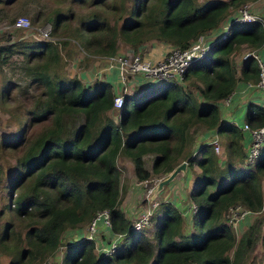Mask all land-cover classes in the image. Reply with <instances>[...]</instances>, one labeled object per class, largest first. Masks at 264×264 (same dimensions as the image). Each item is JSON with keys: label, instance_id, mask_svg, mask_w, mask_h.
<instances>
[{"label": "trees", "instance_id": "1", "mask_svg": "<svg viewBox=\"0 0 264 264\" xmlns=\"http://www.w3.org/2000/svg\"><path fill=\"white\" fill-rule=\"evenodd\" d=\"M124 1H110L116 7L114 21L93 11L80 18L70 34L91 41L98 53L106 55L116 52L119 38L133 48L145 38L182 48L200 33L216 28L233 7L246 0H133L123 16ZM70 16L61 10L54 13L55 33L67 29L64 21ZM68 41L59 37L0 43L2 60L13 52L39 58L24 69L29 82L42 89L29 97L27 109L33 123H39L36 131L26 138L18 134L0 141L22 147L15 157L16 172L6 187L9 192L14 189L11 199L2 206L3 212L8 207L20 218V228L8 220L0 229V250L11 255L7 264H39L58 246L66 226L80 225L104 207L109 210L111 230L123 233L116 250L97 254L93 238H79L70 242L63 264H239L253 241L252 225L236 238L225 213L236 202L261 210L264 145L253 167L237 164L246 153L244 130L220 111L219 100L239 80L258 78L256 59L249 56L238 62L234 54L241 46L261 47L262 24L233 21L227 34L190 64L183 81L154 82L125 94L118 121L111 114L114 92L108 80L85 83L77 74L60 75L51 66L59 46ZM68 113L82 116L69 132ZM244 118L251 126L262 124L264 105L249 101ZM192 124L225 137V167L219 168L210 143L203 142L193 153L184 150ZM152 152L155 172H169L179 156L187 159V165L196 162L200 166L190 192L197 205L191 216L192 233L184 231L179 208L170 201L160 202L153 240L142 229L129 226L130 219L120 207L122 184L116 158L120 153L131 158L135 175L141 179L150 174L144 156Z\"/></svg>", "mask_w": 264, "mask_h": 264}, {"label": "rangeland", "instance_id": "2", "mask_svg": "<svg viewBox=\"0 0 264 264\" xmlns=\"http://www.w3.org/2000/svg\"><path fill=\"white\" fill-rule=\"evenodd\" d=\"M110 1L111 0H102L98 2H94L93 0H0V43H8L13 40L17 41L18 39L67 38L69 41L66 42L64 46H59L60 52L51 63V66L56 67L60 75H75L80 70H87L94 66L97 67L101 63L102 58H105L104 56H106V54L98 53V47L91 41L88 43L84 38L72 36L70 34V29L79 23L80 18L88 16L93 11L100 17L107 18L111 22L114 21L112 13L115 11L116 7L112 5ZM117 1L119 2V0ZM132 1L133 0L124 1L123 4L125 10H123V16L127 15V9L131 7ZM246 1L259 13H264V0ZM238 6L233 7L231 12H233ZM57 10L72 15L69 18H65L64 22L67 29L59 34L54 32L52 24L53 15ZM20 15H23L28 19L29 25L27 27H16L13 24L15 19ZM222 25L223 23H221V26ZM47 29L48 36L44 34V31ZM150 41H155V39L145 38L137 48H133L128 42L119 38L117 42L118 50H116V53L133 51L144 54L145 47L147 44H150ZM246 49L247 46H241L240 50L235 52V59L238 62L242 58V54ZM38 60L39 58H26L20 52H13L6 60H2L0 57V141L3 139L5 140V138L14 139L18 134H21L22 138H26L27 135L33 132L34 128L36 131L39 127V123H33L27 109L31 104L29 102V97L38 95L42 89L36 86V82H29L30 77L25 73L26 69H24L28 62L37 63ZM92 70H94V68ZM95 78L99 77L95 76ZM188 81L189 80H185L184 83ZM197 97L202 98L198 92ZM258 100H264L263 94ZM222 107L225 108L223 104L220 103V111L226 113L227 119H234L237 124L240 123V126L243 124V117L246 110L244 105L235 106L232 109V112L231 108H225V110L222 109ZM116 111L117 110L114 109L112 115L115 120L118 121V113ZM81 120V115L74 113L66 114V131H72L70 129H73ZM207 128L208 127L200 124H192L188 129L190 141L184 150L186 151L189 149L192 151L191 153H193L198 145L202 144V142L209 141V134L214 130L212 128ZM219 140L222 145V150L220 153H215L218 166L222 169L226 164V152L223 146L225 137L219 134ZM21 148V146L13 147L11 143L7 141L0 142V229H2L4 223L8 220H11L10 223L15 224V229L20 228V224H17L20 218L8 207H5L6 212H3L2 206L7 204L6 201H10L14 190L12 189L11 192H9L6 187L9 182V177L16 172L14 166L15 157L18 153L17 150ZM152 156H154L153 152L145 154L144 156L145 165L150 173L144 181L148 186L149 184L153 185V189L155 190L159 181L170 171L164 173L163 171L155 172L152 170ZM181 158V156L177 158L178 163L182 160L187 161L186 158ZM116 163L120 171V180L122 184L121 205L123 207L122 210H125L124 208L127 207L128 200L133 201V198L136 196L137 199L141 197L143 200L147 185H138L139 178L135 175L131 158L120 153L116 158ZM194 165L197 164L187 165L186 163L184 170L177 172L172 179L164 184L165 186L163 185L161 188L157 189L156 192L154 191V195L157 199L160 201L173 202L179 208L182 215L183 229L188 233L193 232L192 220L190 218L186 219L193 213L191 209V203L193 200L190 199V192L195 186L196 174L200 169V166L198 165L196 166V170ZM135 185H137L136 187H138V189H136ZM261 185L264 196V176L261 178ZM167 188H170L169 190L171 191H176L175 194H170L171 191L168 190L169 195L163 197L162 194ZM179 192H181V195ZM137 202L140 203L139 200ZM10 206H12V204H10ZM146 206L147 204L141 206V208ZM248 215L243 217L237 224L231 223L236 238L240 237L242 232L252 225L251 231L253 241L248 245L247 250L242 253V258L239 264H264V204L260 211L252 212ZM160 216L161 210L160 208H157L152 217L153 221ZM88 221L82 222L77 226H66L63 230L61 241L58 246L51 253H48L39 264H63V256L68 249L70 242L81 238V233L86 234ZM93 239L95 241V236ZM109 239L110 237L102 234V242ZM94 251L95 253L100 254L95 243ZM10 260V253L0 250V264H7Z\"/></svg>", "mask_w": 264, "mask_h": 264}, {"label": "built area", "instance_id": "3", "mask_svg": "<svg viewBox=\"0 0 264 264\" xmlns=\"http://www.w3.org/2000/svg\"><path fill=\"white\" fill-rule=\"evenodd\" d=\"M259 21L264 30V13L258 12L252 7L250 3H241L233 12L229 13L221 23V30L217 35L213 33V29L204 33H200L192 42L185 46L179 47L176 45H171L160 58L150 59L145 54L140 52H121L106 55L105 63L108 65L117 64L119 71V79L123 85V89H126L128 83L132 80L133 76L140 74L147 78L146 83L163 82L167 80L174 79L176 81H183L184 73L190 64L204 56L210 49L211 45L216 39L224 37L230 24L233 21ZM13 24L16 27H27L29 25L28 19L20 15L18 16ZM221 25V24H220ZM44 34L48 36V29L44 31ZM264 46V43L261 45ZM259 48H249L243 52L242 58L252 56L256 59L258 65V78L256 80L246 79L243 80V86L241 89H232V91L219 100L225 108H229L232 103V96L236 91L245 93L251 88L258 89L264 96V57L259 53ZM261 94V95H262ZM124 103V93L117 92L113 95V108L119 111L122 110ZM264 105V100L261 102ZM260 103V104H261ZM223 108V107H222ZM230 109V108H229ZM233 121V120H232ZM240 126V125H239ZM246 133H248V141L246 147V153L243 161L239 164L247 167H253L255 165L256 159L258 158L260 151L264 145V122L260 125L251 126L246 121L240 126ZM209 143L212 145L216 153H220L222 150V145L219 140V134L214 131L209 139ZM146 177L138 179L139 184L147 185L144 181ZM147 204L140 212L135 216L129 218L131 228L142 229L145 234H152V222L155 210L160 206V200L154 195L153 185H147L146 191L143 198ZM192 211L197 208L196 203L193 201L191 203ZM256 212L255 210H250L239 202L232 203L228 206L226 211L227 220L232 224H237L246 215ZM102 223L110 228L109 210L108 208H100L87 222V232L81 238L89 237L93 238L96 234L98 223ZM155 222V219H154ZM111 229V228H110ZM148 229V230H146ZM113 236L109 240L100 245L97 249L100 254H112L118 247L120 241H122V232H113Z\"/></svg>", "mask_w": 264, "mask_h": 264}, {"label": "crops", "instance_id": "4", "mask_svg": "<svg viewBox=\"0 0 264 264\" xmlns=\"http://www.w3.org/2000/svg\"><path fill=\"white\" fill-rule=\"evenodd\" d=\"M220 24L216 28L213 29V33L214 32L216 33L215 35H217L219 33V31L221 30V25ZM171 45H172L171 43H169L167 41H163V40L150 41V44H147L146 47H145L144 54L146 56H148L150 59L154 60V59L160 58L162 55H164L165 51ZM258 51L264 57V46L259 47ZM104 57L105 58H102L101 63L97 67L94 66V67H90V69H87V70L84 69V70H80L79 72H77V75L81 78L82 81H84L85 83H88V82H91L95 78V76H97L99 78H103V79L108 80L112 84L113 92H115V93H117V92H123L124 94L135 93V92L141 90V88L144 87V86H146L147 84L152 83V82L146 83L147 78L145 76H142L140 74H137V75L133 76L132 80L128 83V85H127L128 87L126 89H123V85H122V83H121V81L119 79V71H118L117 64L108 65V63H105V62H107L106 61V56H104ZM93 68H94V70H92ZM237 68H238V72H239L240 63L238 64ZM242 81L243 80H239L237 82V84L235 85V89H241V87L243 86V82ZM261 94L262 93L258 89H255V88H251L250 90L246 91L245 93H241L240 91H236L233 94V96H232L233 97L232 98V103L229 106V108H231V112H232V109L235 106H243L244 105L245 107H247V103L249 101H255L257 103H259V102L261 103L262 101L261 100H258L260 98ZM222 109H225V108H222ZM231 112H230V114H231ZM112 113L113 112H111V114ZM223 113H225V112H223ZM225 115H226V113H225ZM118 120H119V114H118ZM232 120L235 122L234 119H232ZM243 121H245V118L244 117H243ZM213 132L214 131H211L210 132L211 134H209L210 135L209 138L211 137V135L213 134ZM244 141H245L244 144H245V150H246L247 141H248V133H246L245 131H244ZM208 142L209 141H207L206 143H208ZM193 164H197V163L194 162ZM196 166H198V164L197 165H194V168H196ZM181 170H184V169H181ZM196 170H197V168H196ZM199 171H200V169H199ZM138 185H140V184L138 183ZM136 186L137 185H135V187ZM136 189H138V187H136ZM169 189L170 188H167L166 191L163 192V194H162L163 197H166V196L169 195L168 194V190ZM169 191H171V190H169ZM175 192L176 191H171V193L170 192L169 193L173 195V194H175ZM179 193L181 195V192H179ZM136 197L133 198V201L128 200L127 201V207H125L124 208L125 210H123L125 212V214L127 215L128 218H131V217L135 216L138 212H140L143 209V208H141V206L146 205V202H145L144 199L142 200L141 197H139L137 199ZM138 200H139V202L141 204L137 202ZM180 205H182V204H180ZM120 207L123 209L121 203H120ZM191 216L192 215L188 216L186 219H188V218L191 219ZM154 224H155V222L153 221L152 222V229H151L152 234L149 235L152 240L154 239V237H153ZM102 234H105V236H107V237H111V236H113L114 233L109 228V226L104 225L102 223V221H100L98 223L97 231H96V234H95V241H96V244L98 245V248L100 247L101 244H103L104 242L107 241V240H104V242H102V240H101ZM83 235L84 234L81 233L80 237H82ZM96 244H95V246H96ZM96 248H97V246H96Z\"/></svg>", "mask_w": 264, "mask_h": 264}, {"label": "water", "instance_id": "5", "mask_svg": "<svg viewBox=\"0 0 264 264\" xmlns=\"http://www.w3.org/2000/svg\"><path fill=\"white\" fill-rule=\"evenodd\" d=\"M186 163H187L186 160H182L180 163H178V164H177L172 170H170V172H169L165 177H163V178L159 181L158 186H157V188H156L154 191L156 192V190L159 189V188H161V186H162L164 183H166V182H168L170 179H172V178L175 176V174H176L179 170H181V169H185V167H186Z\"/></svg>", "mask_w": 264, "mask_h": 264}, {"label": "clouds", "instance_id": "6", "mask_svg": "<svg viewBox=\"0 0 264 264\" xmlns=\"http://www.w3.org/2000/svg\"><path fill=\"white\" fill-rule=\"evenodd\" d=\"M112 89H113V88H112ZM114 93H115V92H114ZM113 95H114V94H113ZM124 96H125V94H124ZM123 104H124V103H123ZM112 105H113V104H112ZM113 110H114V108H113ZM116 110H117V109H116ZM116 112L119 114L120 111L117 110ZM146 235H147V234H146Z\"/></svg>", "mask_w": 264, "mask_h": 264}]
</instances>
